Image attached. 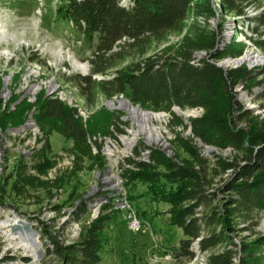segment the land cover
I'll return each mask as SVG.
<instances>
[{"label":"trees","instance_id":"1","mask_svg":"<svg viewBox=\"0 0 264 264\" xmlns=\"http://www.w3.org/2000/svg\"><path fill=\"white\" fill-rule=\"evenodd\" d=\"M263 0H59L57 18L65 20L73 29L91 41L97 35V43L88 60V75L68 78L66 84L77 89L86 108H95L100 98L110 100L122 95L131 105L151 112H164L170 116V127L188 129L189 138L175 134L174 146L188 152L194 164H181L167 159L153 149L149 162H127L135 171H124L128 182L140 181L151 185V199L170 204L169 224L182 231L183 239L173 249L176 260L192 259L191 246L197 242L198 251L206 253L204 264H236V251L220 244L230 241L234 220H248L253 214L264 213V119L252 117L236 100V85L247 90L261 86L258 74L246 67L222 69L215 63L223 59L240 58L245 45L237 41L238 34L252 45L264 50V34L257 39L248 36L252 20L248 9H260ZM228 17L236 22L234 36L221 50L217 48L222 29H212L208 21L216 16ZM264 16L254 22H262ZM225 21L221 20V27ZM247 22V26L244 23ZM251 31L258 34L256 29ZM260 34V33H259ZM172 39L177 41L172 42ZM205 53L198 60L196 54ZM31 61L34 59L31 57ZM38 63H40L38 61ZM264 76V69L261 73ZM18 77H14L16 81ZM10 105L2 109L0 102V128L5 132L17 128L26 120V113L33 108L36 125L44 136L43 147L32 157L31 169L36 176L27 173L20 162L12 183V191L21 193L52 168L53 162L45 155L49 149L48 138L57 133L72 142V153L91 152L88 137L100 134L91 119L101 117L107 126L114 124L112 114L104 108L94 112L86 123L77 112L52 97L39 94L34 104L25 99L14 110L11 105L19 99L12 96ZM17 107V108H16ZM181 111L202 109L198 118H189L184 124L172 109ZM10 124H6V120ZM245 122L246 128L240 125ZM118 130V129H117ZM108 134L109 131H108ZM196 142L220 151L229 150L233 160L222 158L204 159ZM138 155V152L135 151ZM92 155V154H91ZM101 159L99 154L95 155ZM162 168V171H158ZM230 171L232 176L225 182L217 211L197 216V209L207 206L217 195L208 193L216 176ZM41 179V178H40ZM164 180L172 192L161 193L160 181ZM158 185V187H156ZM221 191V190H220ZM108 209L104 207L103 212ZM85 209V208H84ZM111 215H101L82 233L78 241L67 247H59L48 241V255H55L62 264H98L103 247L102 231ZM205 229V235H202ZM45 230H42L44 234ZM232 245V243L230 242ZM54 248V249H53ZM238 264H264V236L241 245Z\"/></svg>","mask_w":264,"mask_h":264},{"label":"rangeland","instance_id":"2","mask_svg":"<svg viewBox=\"0 0 264 264\" xmlns=\"http://www.w3.org/2000/svg\"><path fill=\"white\" fill-rule=\"evenodd\" d=\"M58 5L59 0H0V102L2 107L6 101V105L9 103L8 99L3 96V92L6 90L10 92L11 88V92L14 93L17 89L15 93L22 91L21 93L24 94L33 85L43 83V89L40 94L46 95L49 81L58 83L66 91L74 94L76 98H80L77 89L73 88L71 84H66V80L71 77L76 78L88 75V60L97 43V35H94L92 40L88 41L76 32L71 24L57 18L56 9ZM246 14L252 20L248 23V28L243 27V31L248 36H252L253 39H257L259 35L264 34V20L262 22H254V19L264 16V0L260 9H248ZM222 19L225 22L221 27ZM208 23L212 29H222V35L218 43L224 38L229 42L231 41L234 35L230 34H234L233 31L236 28V22L233 19L218 15L211 18ZM244 25L247 26V22ZM251 28L256 29L258 34L252 32ZM171 41L175 42L177 39H172ZM237 41L245 45L243 56L250 54L259 59H264V50L255 48L250 41L243 38L240 34L237 36ZM31 57L34 61L30 60ZM204 57H206L205 53L199 52L196 54L198 60ZM28 63L31 64L29 68L32 69L33 75L29 76V72H22L24 71L22 70L20 71L22 74L19 77L20 73H16L17 69L20 67L23 69ZM82 65L86 66V70H82L80 67ZM239 67H246L248 70L254 71L258 74L256 80H262L263 83L261 86L253 87L250 90H247L244 85H240L242 90L241 93H236V99L239 98V104L244 110L249 111L252 117H258L259 120L264 119V76L261 74L264 69V60L252 66L243 64ZM36 73L38 74L35 75ZM16 76L18 78L14 81ZM7 77L9 78V83L7 82L6 84L4 80ZM242 93L243 95H241ZM242 97L247 98V101H241L240 98ZM123 99L125 98L123 97ZM80 100L84 104L81 98ZM109 101L111 99L103 100L100 98L97 107L87 109L98 112L100 108H104L106 114H112L115 119L113 131L116 135H125L122 127H126L129 130L132 128L133 132L131 134L134 135L139 129L137 125H132L129 121L127 108L115 103V106L119 107L118 110H113L106 104ZM141 110L143 112H151L146 109ZM94 112L89 115L88 119ZM151 113L155 115L162 114L160 120H156L152 116V121L146 124L148 129H158L161 140L148 142L147 132L137 133L134 147L127 151V154L124 153L128 156L124 160L130 166L129 170L135 171L127 160L148 163L149 156L144 158L142 154L153 149L161 151L167 159L175 157V161L177 160L181 164H194L193 158L188 152L177 150L174 146L175 134L180 133L184 139L189 138L188 129L180 126L170 127V116L167 113ZM33 117L36 121L37 115L34 114ZM181 118L185 122V119ZM10 120H6L7 125L10 124ZM91 123L94 125L95 130L100 133L96 135L109 137L108 131L110 133L112 125L107 126L106 121L101 117L91 119ZM240 125L246 128L245 122ZM132 135H130L131 138ZM2 137L1 135L0 149L5 143V141H1ZM26 141V139L22 140L20 138L7 140L6 146L9 150L7 153L5 152V159H7L5 168L11 167V169H4L3 173L0 174V188L5 185L6 190L4 192L8 196L7 201L18 212L20 217L25 219V224L16 228V231L20 230L22 232L32 229V227H41L42 230L46 231L43 235L50 240V245L55 241L59 247H69L74 245L80 235L101 215H111V220L104 225L102 231L103 247L99 252L100 262L98 264L205 263L206 253L198 251L197 242H194L191 246V251L195 255L192 259H174L173 249H176L180 240L183 239L182 231L169 224L168 211L171 208L170 204L151 199L149 193L151 185L149 184L147 185L140 181L128 182L125 179V191L143 223L139 232H132L129 229L126 214L122 212L110 211L106 208L103 214H97L98 216L96 215V218H93L92 206L99 193H101V191L96 192L97 189L101 188L100 179H97L96 175L100 171L102 173L106 170L104 158L100 154L101 159L97 158L96 154L92 152V148V153L84 152L81 153L82 158H76L71 151L72 142L65 140L57 133H52L49 136V149L45 151V155L53 162V166L47 171L45 176H41V179L38 178V180L47 183L43 185L37 182L31 187L25 188L21 193L12 191L11 186L14 181L15 171L19 163L21 161L24 162L25 159L21 155V150ZM196 145L199 148L201 157L204 159L211 160L217 156L229 160L234 158V154L229 150L220 151L211 146L202 147L198 142H196ZM20 147L22 148L21 150H19ZM135 151L138 152V155L135 154ZM158 171H162V168H159ZM231 176L232 174L229 171L214 178L207 192L217 195V197L207 206H201V208L197 209V216L200 217L202 214L217 211L216 207L221 197L228 196L227 193H223L222 188ZM159 185H164V187H161L163 188L160 190L161 193L172 192L175 188L168 185L164 180L160 181ZM234 221L233 230L228 233L230 241H224L223 244L218 246L217 250H222L223 248L234 249L237 253L234 260L238 264L242 243L251 242L257 237L264 236V213L253 214L248 220L236 219ZM205 234L204 229L202 235ZM40 256L43 258L40 264H62L58 257L51 254L48 255L45 249L42 250Z\"/></svg>","mask_w":264,"mask_h":264},{"label":"bare ground","instance_id":"3","mask_svg":"<svg viewBox=\"0 0 264 264\" xmlns=\"http://www.w3.org/2000/svg\"><path fill=\"white\" fill-rule=\"evenodd\" d=\"M233 33H234V31H233ZM230 35L233 36L234 34H230ZM228 43H229V41L224 38L223 40L219 41V43H217V48L221 50ZM243 55L234 61L232 59L223 60L221 62L222 67L224 69H228L230 67H233L234 65L240 66L243 64H249L250 66H252L253 64H255L257 62L264 60V59H259L258 57L252 56L250 54H246L245 56H243ZM29 65H31V64L28 63L26 66L24 65L25 67L23 69H22V67H20L19 69H17L16 73L19 74L20 71L24 70L22 72H29V74H28L29 76L33 75V71H32V69L29 68ZM80 67L82 68V70L83 69L86 70L85 65H82ZM21 74L22 73H20L19 77L21 76ZM37 74L38 73H36L35 75H37ZM4 81L6 82V84H7V82L9 83V78L7 77ZM43 82H45V81H43ZM48 83H49V88L47 87L48 90L46 91L45 96L57 99L58 101L64 103L69 108L74 109L77 112V115L85 123L86 120L88 119L89 115L92 112H94V110H88L85 107V105L82 103L80 98H76L74 96V94H72L69 91H66V89L64 87H62L61 85H58V83L56 84V82H51V81H49ZM43 85H44L43 83H40V84L37 83V84L33 85L27 92L25 91L24 94L21 93L22 91L21 92L17 91L15 93V91L17 89L14 91V93H12L11 88H10V92L8 90H6L5 92H3V96L8 99L9 103H10V99H12L11 98L12 96H17V97H19L18 100L25 99V101H27L28 103L34 104L38 94H40V91L43 89ZM45 90H46V88H45ZM241 90H242V86L236 85L234 87L233 92L235 94L236 93L239 94V93H241ZM241 95H243V93ZM236 100L239 101V98ZM240 100L246 102L247 98L245 99L244 97H242V98H240ZM6 102L4 103L2 109L6 108ZM115 103H118L121 106L127 108V111L129 114L128 115L129 121L131 122L132 125L133 124L137 125L139 130L134 135H132L131 134L133 132L132 128L129 130L126 127H122L125 135H123V134L116 135L113 131V126H111L109 137H101L100 135L88 137V144L92 148V152H94V154H100L101 156H103L104 163H105L104 167L106 168V170L103 171L104 173L102 172L103 174L99 170L100 173H97V175H96L97 179H100L99 184L101 187V188L97 189L96 192L98 193L99 191H101V193H99V195L95 199L94 204H101L103 201V197H106L107 205H113V206L112 207L103 206V208L108 207V210H110V211L111 210L112 211H118V212H122L125 214V207H127V200H125V198H120V188H119L118 181L116 179V178H120L121 184H125V179L123 177L124 171L127 169H130V166L128 164H126V161L124 160V159L128 158V156H126L124 153L127 154L128 153L127 151H130L134 147V145L136 143V136H137V133H139V132H147L148 133V135H147L148 142H150L152 140L155 142L161 140V136H160L158 129L157 128L148 129L146 127V124H147V122L152 121V116L154 117V119L160 120L162 118V114H156L155 115L151 112H143L137 106L134 107L127 100L123 99L122 95L113 97L111 99V101L107 102L106 104L109 107H111L113 110L114 109L118 110L119 106L116 107ZM8 105H10V104H8ZM15 106H16L15 104L11 105L9 110H14ZM187 112L191 115V118H198V117H201L203 114L202 109H194V110L182 112L179 114L181 115V117H183L185 120H187V117H188ZM34 114H35V109L33 108L27 114V118H26L25 122L23 123V125H21L17 128H10V129H7L5 132H2V130L0 128V136L1 135L3 136L1 141L2 142L5 141L4 146L2 147V149H0V174L3 173L2 168L6 167L5 162L7 159H5V157H6L5 152L7 153L9 150V148L6 146L7 140L10 138H13V139L20 138L22 140H24V139L27 140L25 142V145L22 147L23 149L21 147L19 149V150L22 149L21 155H23L25 157L23 164L27 167L29 175L36 176L35 171L31 169L32 157H33V154L35 152L39 151L43 147L45 139H44L43 134L40 132L38 126L35 123V120L33 117ZM192 115H194V116H192ZM126 119H128V118H126ZM122 122H123V120H122ZM130 135H132V138L130 137ZM149 153H150L149 151H145V153H143L142 156L144 158H148ZM69 159H71V158H69ZM119 159H120V162H116ZM71 160H73V159H71ZM111 162H114V163H111ZM40 178H42V177H40ZM11 210L16 212L12 207H11ZM92 213H93V218H96L95 216L97 214L99 215V211H92ZM129 213H130V215H133V219L135 220V225L137 226L138 230L131 229V228H129V229L132 232L137 233L142 229L143 223H142L140 217L137 215V212L134 210V207H133L130 200H129ZM126 221H127L128 227H129V220H128L127 216H126ZM20 224H21V226L23 224H25V219L22 217H20ZM31 230H33L35 238L38 240V242H40L42 247H44V249L46 250V247L49 246V243H48V241L44 240L42 237V235H43L42 228L41 227H38V228L32 227ZM13 254L14 255H23L24 254V247H21L19 244H12V251H6V253H2L1 264H10V261H13ZM26 264H33V262H26Z\"/></svg>","mask_w":264,"mask_h":264},{"label":"built area","instance_id":"4","mask_svg":"<svg viewBox=\"0 0 264 264\" xmlns=\"http://www.w3.org/2000/svg\"><path fill=\"white\" fill-rule=\"evenodd\" d=\"M116 162H120V159ZM3 169H11V167L2 168V171ZM116 179L120 188V198H125V200H127L125 214L129 220V228L138 230L137 226L135 225L133 215H130L129 213L130 197L125 191V184H121L120 178ZM5 190V185H3V188H0V264L2 253H6V251H12V244H19L21 247H24V254H13V261H10V264H26V262L40 264L43 259L40 254H42L44 247H42L40 242H38V240L35 238L33 230L29 229L22 232L20 230L16 231V228L21 226L20 215L18 212L11 210V204L7 201L8 196L4 192ZM103 206L112 207L113 205H107L106 197H103L102 203L93 204L91 211H99L100 214Z\"/></svg>","mask_w":264,"mask_h":264},{"label":"water","instance_id":"5","mask_svg":"<svg viewBox=\"0 0 264 264\" xmlns=\"http://www.w3.org/2000/svg\"><path fill=\"white\" fill-rule=\"evenodd\" d=\"M237 59H238V58H236V59H232V60L234 61V60H237ZM221 62H222V61H219V62L215 63V65H216L217 67H220V68L224 69V68L222 67V65H221ZM237 67H239V66H234V67H232L231 69H236ZM224 70H225V69H224ZM21 101H22V99L18 100V101L15 103V105L17 106ZM107 107H108V106H107ZM137 107H138V106H137ZM138 108H139V107H138ZM172 111H173L177 116L181 117V115H180L179 113H182V111H181L180 109H178V108H173ZM187 118H188V119L191 118V115L188 114V117H187ZM184 123H185V124H188V121L185 120Z\"/></svg>","mask_w":264,"mask_h":264}]
</instances>
